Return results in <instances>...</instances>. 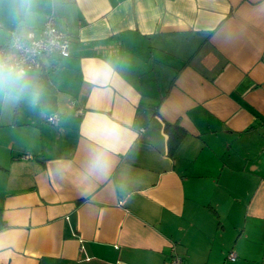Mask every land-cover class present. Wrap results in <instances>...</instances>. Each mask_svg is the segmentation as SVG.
<instances>
[{
    "label": "crops",
    "instance_id": "obj_1",
    "mask_svg": "<svg viewBox=\"0 0 264 264\" xmlns=\"http://www.w3.org/2000/svg\"><path fill=\"white\" fill-rule=\"evenodd\" d=\"M22 2L69 54L0 99V264H264V0Z\"/></svg>",
    "mask_w": 264,
    "mask_h": 264
},
{
    "label": "built area",
    "instance_id": "obj_2",
    "mask_svg": "<svg viewBox=\"0 0 264 264\" xmlns=\"http://www.w3.org/2000/svg\"><path fill=\"white\" fill-rule=\"evenodd\" d=\"M68 43V38L56 27L53 16L50 15L37 32L29 30L25 35L12 32L6 46L0 49V58H10L22 64L27 71L41 69L44 59L48 56H67ZM47 120L56 124L57 116H49ZM227 258L235 260V252L230 251ZM167 264L184 262L181 256L172 252Z\"/></svg>",
    "mask_w": 264,
    "mask_h": 264
},
{
    "label": "clouds",
    "instance_id": "obj_3",
    "mask_svg": "<svg viewBox=\"0 0 264 264\" xmlns=\"http://www.w3.org/2000/svg\"><path fill=\"white\" fill-rule=\"evenodd\" d=\"M28 0H23L21 10L27 15ZM25 97L33 102L39 98V91L26 68L13 60L0 58V99L15 103Z\"/></svg>",
    "mask_w": 264,
    "mask_h": 264
},
{
    "label": "trees",
    "instance_id": "obj_4",
    "mask_svg": "<svg viewBox=\"0 0 264 264\" xmlns=\"http://www.w3.org/2000/svg\"><path fill=\"white\" fill-rule=\"evenodd\" d=\"M165 129L168 133V153L172 156L186 132L181 126L175 123L166 122Z\"/></svg>",
    "mask_w": 264,
    "mask_h": 264
}]
</instances>
